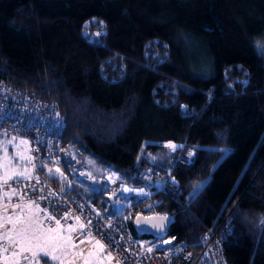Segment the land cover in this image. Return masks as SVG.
Returning <instances> with one entry per match:
<instances>
[{
    "label": "trees",
    "instance_id": "trees-1",
    "mask_svg": "<svg viewBox=\"0 0 264 264\" xmlns=\"http://www.w3.org/2000/svg\"><path fill=\"white\" fill-rule=\"evenodd\" d=\"M91 20L103 31L89 41L81 31ZM262 46L264 0H0V81L57 104L58 166L70 191L111 217V189L137 187L148 166L167 172L177 196L130 194V234L196 250L199 235L227 215L225 264H264ZM166 151L160 161L145 156ZM83 156L115 181L106 186L95 174L101 184L93 188L74 176ZM151 201L171 216L159 238L130 224Z\"/></svg>",
    "mask_w": 264,
    "mask_h": 264
},
{
    "label": "built area",
    "instance_id": "built-area-1",
    "mask_svg": "<svg viewBox=\"0 0 264 264\" xmlns=\"http://www.w3.org/2000/svg\"><path fill=\"white\" fill-rule=\"evenodd\" d=\"M94 33L81 31L89 41ZM62 127L63 118L55 102L41 100L30 92L0 81V132L26 140L31 166L30 179L8 178L7 183H4L5 179L0 180V213L34 204L50 219H73L84 225L81 228L83 233L102 246L108 256L105 264H225L222 242L229 229L227 215L199 235L200 246L195 250L183 242H160L132 236L125 217L121 215L125 204L120 196L113 200L118 215L107 217L102 215L90 196L70 191L69 178L58 166ZM72 174L85 178L78 167L73 168ZM137 176L140 181L135 187L137 197L148 196L147 188L171 198L177 196L178 188L167 172L148 166ZM10 250L9 244L0 241V264H39L25 252L13 261H3ZM45 264L76 263L53 260Z\"/></svg>",
    "mask_w": 264,
    "mask_h": 264
},
{
    "label": "rangeland",
    "instance_id": "rangeland-1",
    "mask_svg": "<svg viewBox=\"0 0 264 264\" xmlns=\"http://www.w3.org/2000/svg\"><path fill=\"white\" fill-rule=\"evenodd\" d=\"M91 21L93 24L90 27H96L95 34L100 33L103 28L102 22ZM90 27L84 29L86 34L88 32L92 33ZM22 141V138L16 139L0 135V179L20 176L18 175L19 173L29 174L26 144L22 143ZM161 144L166 147L167 151H172L174 148L169 147V145L175 146L170 141H165ZM67 149L69 156L72 158L74 149L70 146ZM167 151L157 154L146 153L145 156L148 159L160 161L165 159ZM80 160V168L85 177L92 178L95 174H100L101 178L105 180L104 184L106 186L115 181L116 175L114 172H105L90 157L83 156ZM118 191L116 190V194H119L117 196H120L125 204L121 215L127 219L129 214L124 208L127 206L130 194H134V197H136L135 187L121 184ZM151 206L144 211L148 213L157 212ZM57 221H59V224H57ZM23 228L28 229L27 235L29 237H39V239L32 240L30 245L31 251H23L33 259H37L39 256H46L44 252L39 251L38 246H45L47 248L49 254L46 258L54 260L52 256L58 257L54 261L67 262L72 260L76 264H105L108 257L97 241L81 231V227L77 221L63 218L50 219L34 204H27L15 209L13 212L0 213V241L9 244L11 247V250L3 257V261H13L23 253L21 252V245L17 236ZM12 240H16L17 242L13 244ZM28 246L25 244V247ZM32 251L36 252L35 257L32 256Z\"/></svg>",
    "mask_w": 264,
    "mask_h": 264
},
{
    "label": "water",
    "instance_id": "water-1",
    "mask_svg": "<svg viewBox=\"0 0 264 264\" xmlns=\"http://www.w3.org/2000/svg\"><path fill=\"white\" fill-rule=\"evenodd\" d=\"M71 161V159H68ZM85 182H87L90 186L93 188H97L101 184V179L97 178H85ZM116 194V190L111 189L107 196V200L109 203V208L111 211H114V203H113V197ZM159 203L155 201L146 202L142 208L141 211L136 212L130 221L131 227L135 232L138 233H145L147 235H150L152 237H156L163 233L169 222L171 221V218L168 214L165 213H149L144 214L142 211L149 208L151 205L155 206Z\"/></svg>",
    "mask_w": 264,
    "mask_h": 264
},
{
    "label": "snow or ice",
    "instance_id": "snow-or-ice-1",
    "mask_svg": "<svg viewBox=\"0 0 264 264\" xmlns=\"http://www.w3.org/2000/svg\"><path fill=\"white\" fill-rule=\"evenodd\" d=\"M262 47H264V46H262ZM22 143H25V142L22 141ZM169 147H174V146H173V145H169ZM57 171H58V169H57ZM18 175H20V176H24L25 178H28V179L31 178L27 173H19ZM4 183H7V178H5ZM78 219H79V218L77 217V220H78ZM57 224H59V221H57ZM80 227L83 228L84 225H80ZM27 232H28V229H27V228H23V229H21V231L17 234V236H18V238H19L20 245H21V252H23V251H31L32 249H31L30 245H31L32 240H33V239H39V237H35V236H33V237H29V236L27 235ZM11 242H12L13 244H15L17 241H16V240H12ZM97 243H99V242H97ZM25 244H27V245H29V246H28V247H25ZM38 247H39V251L44 252L46 256L49 254L48 251H47V248H46L45 246H38ZM101 247H102V246H101ZM14 255H15V253H14ZM32 256H33V257L36 256V252H35V251H32ZM25 259H27V257H25ZM52 259L55 260V259H58V257H56V256H52Z\"/></svg>",
    "mask_w": 264,
    "mask_h": 264
},
{
    "label": "crops",
    "instance_id": "crops-1",
    "mask_svg": "<svg viewBox=\"0 0 264 264\" xmlns=\"http://www.w3.org/2000/svg\"><path fill=\"white\" fill-rule=\"evenodd\" d=\"M103 181H105L104 179H102Z\"/></svg>",
    "mask_w": 264,
    "mask_h": 264
}]
</instances>
